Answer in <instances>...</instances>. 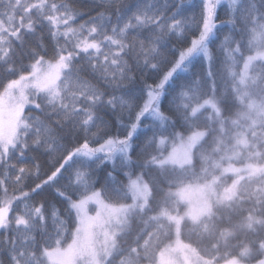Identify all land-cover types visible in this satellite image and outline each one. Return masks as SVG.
<instances>
[{
    "label": "snow or ice",
    "instance_id": "snow-or-ice-1",
    "mask_svg": "<svg viewBox=\"0 0 264 264\" xmlns=\"http://www.w3.org/2000/svg\"><path fill=\"white\" fill-rule=\"evenodd\" d=\"M225 178L264 264V0H0V264H160Z\"/></svg>",
    "mask_w": 264,
    "mask_h": 264
},
{
    "label": "trees",
    "instance_id": "trees-1",
    "mask_svg": "<svg viewBox=\"0 0 264 264\" xmlns=\"http://www.w3.org/2000/svg\"><path fill=\"white\" fill-rule=\"evenodd\" d=\"M79 4L91 5L93 0H78ZM82 10L86 11L87 7ZM231 178L219 184V187H225L229 184ZM255 181L249 183L247 180L242 182L239 191L235 195V199L229 205L228 202L212 201L211 205L215 209L214 221L208 222L207 217H204V222L209 223L211 231L203 232L194 229L190 223L185 225L183 243L193 248L201 257L209 259L217 254L214 245L220 246V253L224 251L225 241L222 234L217 231V228L228 227L233 232V237H229L231 244L242 242L246 235V230L242 228L244 221V214L242 208H248L250 205L246 203L249 194L253 192ZM243 197V199H241ZM250 238V237H249ZM166 249V248H165ZM162 249L161 251H163ZM160 251V252H161ZM219 264V261L217 262Z\"/></svg>",
    "mask_w": 264,
    "mask_h": 264
},
{
    "label": "rangeland",
    "instance_id": "rangeland-1",
    "mask_svg": "<svg viewBox=\"0 0 264 264\" xmlns=\"http://www.w3.org/2000/svg\"><path fill=\"white\" fill-rule=\"evenodd\" d=\"M223 182V181H222ZM228 185H231V181ZM225 187H219V184L215 186V193L207 192L203 193L201 190L197 189H188L184 192V196L188 201L196 204V207L193 209L194 215H200L201 210L207 208V203H203L202 199L207 200L208 203L212 201L225 202L221 201L220 196L224 193ZM236 189H233L229 195H236ZM175 251L169 252L166 248L159 253L160 264H205V261L208 259L201 257L193 248L188 246L185 243L179 242V239L174 242Z\"/></svg>",
    "mask_w": 264,
    "mask_h": 264
}]
</instances>
